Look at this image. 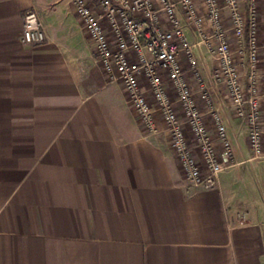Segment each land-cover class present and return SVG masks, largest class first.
<instances>
[{
  "label": "crops",
  "instance_id": "1",
  "mask_svg": "<svg viewBox=\"0 0 264 264\" xmlns=\"http://www.w3.org/2000/svg\"><path fill=\"white\" fill-rule=\"evenodd\" d=\"M30 9L41 45L22 42ZM209 74L231 155L203 189L186 182L165 127L147 133L109 81L72 0H0V264H264V160H250L244 123Z\"/></svg>",
  "mask_w": 264,
  "mask_h": 264
},
{
  "label": "built area",
  "instance_id": "2",
  "mask_svg": "<svg viewBox=\"0 0 264 264\" xmlns=\"http://www.w3.org/2000/svg\"><path fill=\"white\" fill-rule=\"evenodd\" d=\"M72 4L92 43L96 62L111 83L123 85L128 102L143 128L152 135L158 133L162 125L167 130L170 149L189 186L212 187L227 167L225 163L230 158L231 149L226 127L212 101L210 87L197 67L193 56L195 45L189 42L186 26L199 37L200 43L215 47L218 70L212 79L224 85L225 97L234 117L244 123L252 153L250 160H264V123L256 74L259 57L254 0L248 1L245 13L239 10L238 0H72ZM224 9L229 12L231 31L237 41L242 43L247 36V89L241 86L240 77L231 63L230 43L221 17ZM45 40L37 12L33 9L26 11L22 42L36 46ZM180 55L188 59L198 84L199 101L205 105L213 123L214 137L209 133L191 84L185 77ZM164 75L174 90L185 123L177 113L175 101L166 91ZM142 77L148 80L151 100L140 83Z\"/></svg>",
  "mask_w": 264,
  "mask_h": 264
},
{
  "label": "rangeland",
  "instance_id": "3",
  "mask_svg": "<svg viewBox=\"0 0 264 264\" xmlns=\"http://www.w3.org/2000/svg\"><path fill=\"white\" fill-rule=\"evenodd\" d=\"M249 0H238V8L241 13L247 12ZM256 2V17H257V42H258V57L259 63L256 70L257 74V82L259 86L262 88L263 93L260 94V113L261 118L264 120V0H254ZM222 24L226 34L228 35V41L230 43V52H231V63L232 66L237 71V74L240 77L241 86L247 88V80L249 77V66L246 57V44H247V36L244 38L242 43H239L237 39L233 36L231 31V22L230 15L227 9L222 10L221 13ZM207 33V31H206ZM247 35V32H246ZM196 40L194 42H199V37H195ZM192 41V42H193ZM194 58L197 63L198 69L203 72L207 71L213 76L215 72L218 70V63L215 59V47L208 45L206 43H200L199 46L194 49ZM188 61V59H187ZM184 70V69H183ZM185 73V71H184ZM186 77V76H185ZM213 81V80H212ZM216 89L225 96V87L220 82H215ZM192 87V86H191Z\"/></svg>",
  "mask_w": 264,
  "mask_h": 264
}]
</instances>
